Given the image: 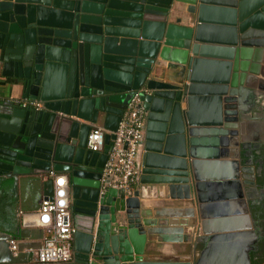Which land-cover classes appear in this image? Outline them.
Returning a JSON list of instances; mask_svg holds the SVG:
<instances>
[{"label":"water","instance_id":"95a60500","mask_svg":"<svg viewBox=\"0 0 264 264\" xmlns=\"http://www.w3.org/2000/svg\"><path fill=\"white\" fill-rule=\"evenodd\" d=\"M179 10L187 25L170 21ZM0 68L22 99L43 103L0 101V187L11 193L28 176L47 198L49 173L65 174L68 264H252L263 233L228 148L237 95L264 85V0H0ZM136 94L146 112L138 185L101 192L112 133ZM97 123L101 152L87 148ZM150 197L176 205L146 208ZM42 238L3 228L0 264H33ZM13 240L31 251L13 258ZM156 243L162 253L148 254Z\"/></svg>","mask_w":264,"mask_h":264},{"label":"built area","instance_id":"2783aa9c","mask_svg":"<svg viewBox=\"0 0 264 264\" xmlns=\"http://www.w3.org/2000/svg\"><path fill=\"white\" fill-rule=\"evenodd\" d=\"M24 108L43 109L39 100L21 99ZM146 112L136 94L128 103L118 127L113 132L110 149L101 174L102 192L106 187H114L131 193L138 185L141 173V154L145 133ZM106 130L102 127L91 128L87 136V148L101 152L104 146ZM49 177L55 179L51 197L42 198L38 209L31 219L21 216L22 227H38L43 231L41 245L33 250V262L37 264H68L72 257L73 224L69 212L66 177L52 171ZM105 180H109L105 183ZM18 242H9L13 258L20 253L28 254L31 250L18 246Z\"/></svg>","mask_w":264,"mask_h":264},{"label":"flooded vegetation","instance_id":"af4514ba","mask_svg":"<svg viewBox=\"0 0 264 264\" xmlns=\"http://www.w3.org/2000/svg\"><path fill=\"white\" fill-rule=\"evenodd\" d=\"M245 81L238 84L245 88ZM253 91L254 98L242 99V95H237L236 108L244 110L237 113L235 138L238 145L228 149L238 151L236 160L239 162V181L242 183L245 207L263 233L257 241V250L252 253V264H264V85L256 83ZM247 103L255 107L247 111Z\"/></svg>","mask_w":264,"mask_h":264},{"label":"crops","instance_id":"0c3cea01","mask_svg":"<svg viewBox=\"0 0 264 264\" xmlns=\"http://www.w3.org/2000/svg\"><path fill=\"white\" fill-rule=\"evenodd\" d=\"M177 17L183 20L179 25H187V23L183 19L185 15L181 12V10L171 15L170 21H173ZM175 72H177V70L172 71L171 73L167 71L165 72V75L166 74L174 75ZM8 81L9 80L3 77V75L1 74V68H0V101H4L13 105H20L19 101L22 99L20 97L21 93L16 88H10L9 84L7 83ZM93 127H102V126L101 123H97L96 125H93L91 128ZM92 161L94 163H98V158H95ZM62 175L65 176V174ZM27 177L28 176L21 177L20 179L22 182L21 183L19 182L16 188H14V190L11 193H7L6 188L0 187V230L6 228L9 230V232L13 233L18 227L25 228L22 227V224L20 222L21 216L25 215V217L31 219V215L33 212L32 211L21 212L20 211L21 209H19L21 206H23V208L25 209L35 207V211L38 209L42 196L39 194L40 192L38 191L36 184L30 181L29 178ZM43 179H46V176H43ZM141 202L146 208H152V207L154 208L158 204L162 207L176 205L174 203L172 204L168 200H160L158 198L153 199L152 197H150V201L148 202H143V200ZM28 228L40 229L38 227H33V226H30ZM39 245H41V242ZM162 249L163 246L161 244L156 243L154 244V246L148 245L146 251L148 254L150 253L160 254L162 253L161 252ZM186 250H187L186 245H173L169 249L170 252H175L176 254L186 252ZM33 264H37V263L33 262Z\"/></svg>","mask_w":264,"mask_h":264},{"label":"rangeland","instance_id":"374dc122","mask_svg":"<svg viewBox=\"0 0 264 264\" xmlns=\"http://www.w3.org/2000/svg\"><path fill=\"white\" fill-rule=\"evenodd\" d=\"M152 198L155 199L154 197H152ZM148 201H150V198L149 199H143V202H148Z\"/></svg>","mask_w":264,"mask_h":264}]
</instances>
